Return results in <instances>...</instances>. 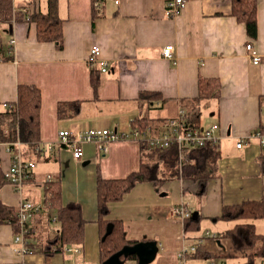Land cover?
<instances>
[{
	"label": "crops",
	"instance_id": "obj_1",
	"mask_svg": "<svg viewBox=\"0 0 264 264\" xmlns=\"http://www.w3.org/2000/svg\"><path fill=\"white\" fill-rule=\"evenodd\" d=\"M50 1L64 20L62 50L53 42H39L34 22L12 21L3 25L7 34L3 39L0 34V54L7 56L13 38L16 44L14 60H0V110L4 104L17 100L19 85L38 86L42 91L41 143L45 145L56 144L59 132L64 130L111 129L128 134L134 131L138 116L146 117L149 126L140 140L113 142L106 154H101L95 144H86L80 160L71 155L66 158L68 154L64 150L70 149L68 146H57L53 152L41 156L44 166L34 158L36 168L22 195L6 184L0 189V201L16 209L22 198L39 201L51 175H45L44 167L62 159L70 185V200L67 197L66 202L81 203L89 227L98 225L96 192L91 191L89 197L85 195L81 186L82 175L86 173L83 169L91 171V187L96 182L98 166L104 179H121L138 172L142 155L140 142L162 136L168 129L169 121L155 116V110H165L169 120L177 116L179 109H186L189 114L190 104L200 97V79H216L221 85L219 97L202 101L198 106L200 127L218 124L224 136L218 144L221 157L216 162V178L209 179L206 193L199 196L197 183L172 177L163 169L166 173L163 181L148 182L153 187L152 197L145 202L136 201L130 191L123 201L110 205L107 218L123 222L127 240L157 244L156 258L149 264H217L218 261L245 264L244 256L207 258L190 251L182 259L180 254L185 247H196L210 255L228 253L229 240L218 236L235 223L220 218L223 206L245 200L264 202V148L252 139L253 132L264 130V63L253 64L246 50V45L251 43L264 56V0H258L256 40L248 37L245 24L233 16L232 0H184L185 7L175 18L166 16V4L170 0H97L95 16L92 0H13L14 10L28 18L35 11L47 12ZM95 44L101 47L102 58L108 64L107 71L101 74L97 96L90 82L88 63ZM169 45L174 46L172 59L163 55ZM145 92H157L161 100L149 108L139 100ZM76 101L82 102L79 115L61 119L59 104ZM106 110L114 117L110 125L85 128L76 121L106 114ZM240 141L243 146L238 149ZM57 149L60 152L55 153ZM0 158L4 171L11 155L3 148ZM59 164L60 170L63 164ZM173 179L181 182V201L191 211L198 212L197 219H193L198 221V232L186 233L185 222L171 217V206L179 204L165 199L169 197L167 180ZM186 191L194 194V209L185 200ZM46 213L32 219L35 230L36 227L42 230V234L37 232L39 236L34 237L38 241L44 237L48 240L58 232V227L54 231L51 227L52 222L58 223L53 220L56 215ZM255 229L264 237V216L255 221ZM207 233L215 237L208 238ZM14 237L12 225H0V264H101L94 253L89 256L84 244L78 245L81 252L74 257L65 253L61 254L62 258L60 254L47 257L41 253L40 244L37 250L41 256L22 258L14 250ZM98 237L97 234V240ZM122 264H140V260L128 259ZM253 264H264V255L256 257Z\"/></svg>",
	"mask_w": 264,
	"mask_h": 264
},
{
	"label": "trees",
	"instance_id": "obj_2",
	"mask_svg": "<svg viewBox=\"0 0 264 264\" xmlns=\"http://www.w3.org/2000/svg\"><path fill=\"white\" fill-rule=\"evenodd\" d=\"M97 0H92V13L95 16ZM232 14L239 22L244 23L247 35L250 39L258 37V0H232ZM29 22L37 25V40L39 42H53L58 50L64 48L63 19L58 16L55 4L50 1L47 12L35 11L28 18L14 10L13 0H0V24L8 22ZM8 54H0L2 61L14 60V51L9 45ZM7 57V58H6ZM101 70L98 66L91 67L90 82L97 96L100 86ZM221 85L218 80L200 79V97L190 104V112L187 114L189 122L196 127L200 126L198 106L202 101L216 99L220 95ZM209 99V100H208ZM140 102L152 108L161 100L157 92L141 93ZM2 104L0 103V106ZM82 102L60 103L58 115L61 119L73 118L81 112ZM42 110V91L36 85L21 84L17 89V100L4 104L0 110V142L14 144L20 141L23 144L25 157L34 161L45 155L38 151L41 143L40 117ZM133 125L134 131L144 132L149 126L147 118L136 117ZM141 164L138 172L131 173L121 179H104L97 170L96 196H97V223L99 233V261L105 264L112 256L119 253L127 246L138 244L126 238L124 224L121 220H109L110 205L123 201L124 197L138 184L145 182L158 183L163 181L165 171L172 177L183 181H192L199 185L198 195L206 193L209 179L216 178V162L221 157L218 145H207L203 148L188 149L180 169L179 150L176 146L166 149H150L148 144L141 141ZM163 169L165 171H163ZM8 184L0 166V189ZM44 196L51 208L56 210L58 221L57 234L41 245V253L47 257L62 254L64 247L83 245L85 241V228L87 221L83 215L82 205L78 202H70L63 205L61 201L60 181L46 183ZM17 209L3 204L0 201V225L10 224L14 228L15 235L19 233ZM264 216L263 200H245L237 204L224 205L221 219L234 222V226L218 236V239H227L230 242L228 253L210 255L201 249L196 250V255L221 259L244 256L245 264H253L256 257L264 255V237L256 232L255 221ZM112 226L111 233L105 237L108 226ZM198 221L193 218L184 223L186 233L198 232ZM31 235H29L30 237ZM33 238V237H32ZM105 238V239H104ZM34 248V246H33ZM56 248L54 251L53 249ZM128 259H137L136 254L127 257L122 256V263Z\"/></svg>",
	"mask_w": 264,
	"mask_h": 264
},
{
	"label": "built area",
	"instance_id": "obj_3",
	"mask_svg": "<svg viewBox=\"0 0 264 264\" xmlns=\"http://www.w3.org/2000/svg\"><path fill=\"white\" fill-rule=\"evenodd\" d=\"M118 2L119 1H116V3ZM184 7V0H170L166 4V16L168 18H175L182 13ZM15 44L16 39L13 38L10 41V46L13 51L15 49ZM173 50V45L166 46L163 50L164 57L166 59H172ZM246 50L253 64L260 65L264 63V56L259 54L253 44L248 43L246 45ZM89 55L88 63L90 67L98 66L101 70V74L105 73L107 71L108 64L106 60L102 58L101 47L96 44L93 45ZM0 60L2 61L1 55ZM142 134L143 133L138 130L131 131L128 134H120L117 130L111 129H88L80 130L78 132L64 130L59 132L58 142L56 144L49 143L45 145L40 143L38 151L43 154H48L53 152L57 146L66 145L72 150L73 158L80 160L84 155V146L86 144H95L101 154H106L113 142L125 139L140 140ZM223 137L220 125L213 124L206 128L193 126L188 120L186 109H179L177 116L169 120L168 129L162 136L149 138L145 141L150 149H166L171 146H176L179 150V162L181 169L182 164L186 159L185 151L188 149L203 148L212 144L218 145L222 141ZM252 139L258 140L264 148V130L258 129L253 132ZM242 146L243 141L237 143L238 149H241ZM3 148L11 155L10 164L8 168L3 171L4 176L7 183L10 184L18 194L22 195L26 188L27 181L31 178V175L36 168V163L25 157L23 144L20 141H17L14 144L0 142V153ZM1 164L2 159L0 158V166ZM53 181V176L49 175L47 177V183L49 184ZM50 207L51 205L46 202L45 196H43L39 201L22 198L17 209L20 231L14 237V243L16 244V248L14 250L16 254L22 258L33 253V245L31 246L30 238H34L37 231L30 223V220L37 214L47 212ZM170 213L172 219H176L182 223H184L187 219L192 218L193 215L184 200H182L179 204L172 205ZM53 220L57 221V217H54ZM29 235L31 236L29 237ZM206 237H215V235L211 236L210 233H207ZM53 250L55 251L56 248ZM190 251H196V247H185L181 252L180 257L185 259ZM80 252L81 251L78 245L66 246L63 251V253L72 255L73 257Z\"/></svg>",
	"mask_w": 264,
	"mask_h": 264
},
{
	"label": "rangeland",
	"instance_id": "obj_4",
	"mask_svg": "<svg viewBox=\"0 0 264 264\" xmlns=\"http://www.w3.org/2000/svg\"><path fill=\"white\" fill-rule=\"evenodd\" d=\"M15 8V6H14ZM2 25V26H1ZM4 23L0 24V34L2 35V39L5 33V26H3ZM7 41H4V44L6 45ZM148 110V109H147ZM106 114H98L92 117H82V118H77L76 121L79 123L80 126H83L85 128L87 127H102L104 125H106L105 123H109L108 125L113 123V119L114 117L112 116L113 114H110V112L108 110H106ZM155 116L158 117H162L161 120H163L165 118V121L168 122L169 119H167V114L165 110H161V109H156L155 110ZM160 122V119L158 120ZM68 123V122H67ZM67 152L68 156L66 158H69V156H73V152L71 149L68 150H64ZM60 152V149H57V151L55 153ZM66 156V153H65ZM57 159L58 156H57ZM61 162H56L53 161L54 163H52L55 166V169H51L52 168V164L45 166V175H47V173H51V176H54V181H60V186H61V201L63 203V205L67 204V197H69V192H68V188H69V184L68 180H66V167H65V163L62 161V159H60ZM41 166H44L42 164H46L43 163V161L40 159L39 160ZM63 164V167L61 166V169L59 170V166L60 164ZM228 161L225 162V164H227ZM86 173L84 175H82V188L85 192L86 196H90V192L93 191L94 194L96 192V182L93 183L92 187L90 185V180H91V175H90V169L88 168L86 170V168L83 169ZM89 172V174H88ZM168 181V193H169V197L165 198L167 200H169V202L171 201V199H173L175 202H181L182 199V188H181V182L178 179H173V180H167ZM150 183L145 182L142 184H138V186L132 190L129 194H131L132 199L136 200V201H143L145 202L146 200L149 199V197H152V192H151V188L153 189L152 185H149ZM186 196H185V200H187L189 207L194 209V204H195V197L194 194H192L189 191L185 192ZM125 198V197H124ZM70 200V197H69ZM124 200V199H123ZM81 204V203H80ZM48 213H46L47 215L50 216H55L56 215V210L53 208H49L47 210ZM50 212V214H49ZM196 212V210H192V213ZM30 223L33 224V220H30ZM89 224L87 223L86 228H85V241H84V245L85 248L87 249V253L89 254V256L91 255V253H94L95 256L99 257V237L97 240V234L99 235V229H97L96 225H92L91 228L89 227ZM98 226V225H97ZM51 227L53 228V231L55 228L58 227V223L57 222H52ZM99 227V226H98ZM211 229V228H210ZM36 231L38 233H41V229L39 227H36ZM206 232V231H205ZM204 232V233H205ZM213 233V232H212ZM42 234V233H41ZM214 234H211V236H213ZM39 234H35V237H38ZM38 239V238H37ZM47 238L44 237L41 241L36 240V238H30V243L34 246L33 248V253L28 254L27 257H33V256H41V253L37 250L40 248V244L42 245L43 243H45L47 240ZM46 240V241H45ZM45 241V242H42ZM42 242V243H41ZM89 243H91L92 246L89 245ZM39 247V248H38ZM69 255V254H68ZM60 258H62L61 254L58 255ZM66 256V255H63ZM126 261V260H125ZM217 264H221V261L216 262ZM26 264V263H25Z\"/></svg>",
	"mask_w": 264,
	"mask_h": 264
},
{
	"label": "water",
	"instance_id": "obj_5",
	"mask_svg": "<svg viewBox=\"0 0 264 264\" xmlns=\"http://www.w3.org/2000/svg\"><path fill=\"white\" fill-rule=\"evenodd\" d=\"M198 212H194L192 218L197 219ZM112 231V226L109 225L107 228L106 236H108ZM105 239V238H104ZM157 244L155 242H150L148 244L139 243L135 246H127L119 253L112 256L105 264H122L121 257H127L131 254H136L140 260V264H149L153 262L156 258Z\"/></svg>",
	"mask_w": 264,
	"mask_h": 264
}]
</instances>
